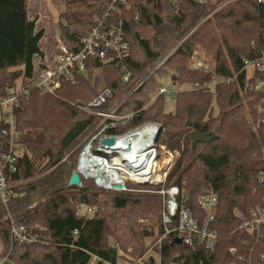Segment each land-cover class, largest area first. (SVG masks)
I'll return each instance as SVG.
<instances>
[{"label": "trees", "instance_id": "1", "mask_svg": "<svg viewBox=\"0 0 264 264\" xmlns=\"http://www.w3.org/2000/svg\"><path fill=\"white\" fill-rule=\"evenodd\" d=\"M65 1L66 9L58 23L60 36L68 46L77 49L81 37L89 32L94 18L105 12L109 0ZM128 3L129 7L126 4L118 7L114 16L123 20L130 42L131 55L124 61L129 78L122 79L123 72L115 63L103 64L102 69L105 85L113 94L108 107L121 102V111L137 112L118 131L147 120L161 123L158 141L180 152L167 184L184 187V202L201 223L205 216L199 205L203 190L211 187L219 196L216 213L219 238L215 250L208 251L200 244L186 245L176 236L171 243L166 240L155 246L159 264H230L236 257L229 248L236 246L239 252H244V240H249L248 234L234 231L241 223L236 211L247 214L264 204V185L257 180L259 171L264 169V126L255 131L250 125L249 116H255V110L252 102H245L241 92L243 73L240 84L218 83L214 90L205 85L214 74L240 71L245 58L256 56L253 42L259 47L263 39L264 2L128 0ZM44 34V27L37 28L36 20L29 17L28 0H0V95L6 94L20 78L26 81L32 74L33 57L41 50ZM198 48L215 61L213 72L190 67ZM94 66L78 74L75 83L63 80L56 93L31 89L15 111L19 142L26 150L10 183L17 185L22 195L13 199L8 208L0 202V239L14 264H90L94 256L98 258L94 264H118L123 256L119 253L120 246L126 250L119 232L131 234L138 242L144 234L143 228L136 227L132 214L151 215L157 219L159 229H163L160 195L98 191L87 179L82 180L83 186L69 185L80 150L77 147L69 152L100 121V116L71 104L76 99L90 100L99 92L101 80L95 75ZM169 72L180 85L198 86L176 93L175 112L165 111V94L158 95L150 104L152 94L162 85L156 76L163 77ZM81 120H89L88 126L72 142L63 144L65 134ZM193 130L214 134L215 138L193 146L190 137ZM1 143L4 145L0 136ZM105 197H111L114 208L123 209V213L117 216L116 211L101 207L92 218L78 213L77 206L102 205ZM8 210L29 229L48 236V241H12L11 221L5 218ZM120 217L127 223L118 226V222L114 227L112 221ZM116 239L119 247L115 246ZM145 250L140 244L131 253H139V258ZM262 254L264 239L255 244L252 257L247 256L246 261L237 264H249V259L251 264H264L260 260ZM145 263L156 264L154 256Z\"/></svg>", "mask_w": 264, "mask_h": 264}, {"label": "built area", "instance_id": "2", "mask_svg": "<svg viewBox=\"0 0 264 264\" xmlns=\"http://www.w3.org/2000/svg\"><path fill=\"white\" fill-rule=\"evenodd\" d=\"M127 2L128 0H109L105 12L94 18L91 29L81 37L77 49L68 46L59 35L50 47L46 37L43 36L40 40L41 50L33 57L32 74L26 77V81L22 79L19 86L16 83L6 94L0 95V136L4 141V145L0 144V202L7 208L13 199L20 196L16 189L17 185L11 184L10 179L18 170L20 157L26 150L25 145L19 142L20 131L16 122V109L21 106L23 97H27L31 89H38L43 93H56L63 80L75 83L77 75L86 73L90 65L95 64L94 71L97 72L102 71L103 64L115 63L123 72L122 79L127 81L130 73L124 61L129 59L131 47L123 20L114 16L116 9ZM44 39L45 42L42 41ZM253 45L257 50L256 56L245 58L240 71L230 75L214 74L212 80L205 86L214 90L218 83L240 84V75L243 73L244 82L240 84L241 92L246 97V103H253L255 116L250 115L249 122L251 127L258 131L264 126V35L259 47L255 42ZM163 62L164 59L157 67ZM190 67L210 73L214 71L215 63L199 54H193ZM189 88L196 89L198 86L191 85ZM168 92L169 89L165 85H160L154 97ZM112 95L111 89L104 84L92 99L71 101V104L78 109L100 116V121L84 140L75 170L79 171L82 180H90L99 189L107 191L126 192L129 183H163L167 173L161 174L158 169L160 150L159 143L157 144L162 130L161 123L147 120L124 131H118L120 126L131 122L137 112L121 111V102L109 108L108 102ZM106 137H114L115 143L111 145L104 143L103 139ZM160 146L165 148L163 145ZM257 180L264 185V169L259 171ZM155 191L163 198L164 225L163 233L157 237L151 249L161 246L166 240L171 243L177 236L186 245L200 244L208 251L215 250L219 238L216 227L219 196L213 188H205L199 197V205L205 210L203 223L199 221L192 208L186 206L184 189L180 185H163ZM94 213L95 207L90 206L82 215L92 218ZM236 214L241 223L234 231L239 230L248 234L249 240H244L243 248L246 249L244 252L243 250L239 252L236 246L229 248L231 254L236 257L230 264L246 261L247 256L252 257L255 244L264 239V204L247 214L241 212ZM5 218L11 221L12 241L35 243L47 240L29 229L24 222L16 220L10 210ZM77 233L78 230L75 229L74 234ZM116 246L119 247V243H116ZM143 257L144 255L137 260L143 261ZM260 260H264V254L260 256ZM251 262L252 259H249V264ZM0 264L14 263L10 261L9 254L4 252L0 255ZM90 264H93V261Z\"/></svg>", "mask_w": 264, "mask_h": 264}, {"label": "rangeland", "instance_id": "3", "mask_svg": "<svg viewBox=\"0 0 264 264\" xmlns=\"http://www.w3.org/2000/svg\"><path fill=\"white\" fill-rule=\"evenodd\" d=\"M212 1H214V0H212ZM126 6L129 7L130 4L127 2ZM65 9H66V1L65 0H28L29 17L33 20H36L37 28L44 27V29H45L44 36L46 37L47 42L50 44V47L55 42V39H57V37H56L57 35H59V37L61 38L58 23L60 21H62L61 14L65 11ZM42 41L45 42L46 40L44 39ZM193 54H199V55H201V56H203V57H205V58H207V59H209L215 63V61L209 55H207L204 52V50H202L201 48L196 49ZM191 62H192V57H191L190 64H191ZM95 73H96L95 75H98L100 80H101L99 88L103 87L105 84L104 79H103V71H97ZM156 77L162 83V85H165L169 89V92L165 94L166 95V97H165V102H166L165 103V111L175 112V109H176V91L188 89L191 85H189V84L180 85L177 81H175L172 78L171 72H169V74L166 76H163V77L156 76ZM21 81H22V79L20 78L17 81V84H18L17 86H19ZM154 95H155V93H153L151 96L150 104H152L156 99V97H154ZM214 110H215V114H217L218 113V107L215 106ZM87 135H84L75 144V147L72 149V151L69 152L70 154L75 149H77V147L79 150H81L82 146L84 145V142H85L84 140H85ZM160 142L161 141H157V144L159 143L158 147L160 150L158 169H160L161 174H164V172L167 173L166 177L162 181L163 183H159V184L129 183L127 185L128 190L126 192L159 195V193H157L155 190L162 188L163 185H168L167 184L168 183V177L170 175L172 168L175 165V161H176L177 157L180 155V152L178 150H171V149L167 148L166 144H163ZM160 145L165 146V148L163 149ZM78 154H79V152H78ZM77 157H78V155H77ZM50 169H48V171ZM184 183H185V180H183L182 184H184ZM89 184H91V183H89ZM181 187L184 189L183 186H181ZM98 191L107 192V190H101V189H99ZM109 194L111 196L114 195L112 193H109ZM20 195H22V194H20ZM185 196H186V191L184 189L183 197L185 198ZM104 200L105 201L102 203V205H99V204H93L92 205V207H95V213L98 212L99 207H101V209H103V210L106 209L109 211H116L117 216H119L123 213V209L114 208V206L112 205V202H111V197H105ZM77 207H78V213L82 215V214L86 213L88 207H90V206L86 207V205L81 204ZM162 211H163V198H162ZM236 212H239V211H236ZM131 217L136 222L137 228H139V226H140V228H143L144 231L148 230L149 232L147 234H145V233L143 234V237L141 238V242H138L137 240H133L130 237L131 234L125 233L124 231L122 232V230H121V232H119V234L123 237V241H124L126 250H124L123 247L120 246L119 253H120V255H123V256H121L118 259V264H131V263L132 264L133 263L134 264H146L145 261H147L150 256H154L156 264H159L160 263L159 253L157 251H155V248L151 249V246H153L156 243L157 237L163 233V229H161V230L159 229V223H158L157 219L152 217L151 215L142 216L141 214L137 215L135 213V214H132ZM125 220L126 219H124V217H120L118 220L112 221V225L114 227H116L115 223H118V222H119L118 226L121 224H126L127 222ZM45 238L48 241V239H49L48 236L45 235ZM110 241H113V240L110 238ZM114 243H119V245H121L120 242L118 241V239H116L114 241ZM140 244H143V246L146 248L145 252L142 254V255H144V257L142 258L143 261L137 260L139 253H136V255L131 253L132 251H134V248L140 247ZM4 252H5V248H4L2 241L0 239V253H4ZM97 260H98L97 258H93V260H92L93 264ZM108 264H110V263H108Z\"/></svg>", "mask_w": 264, "mask_h": 264}, {"label": "water", "instance_id": "4", "mask_svg": "<svg viewBox=\"0 0 264 264\" xmlns=\"http://www.w3.org/2000/svg\"><path fill=\"white\" fill-rule=\"evenodd\" d=\"M264 2V0H261ZM89 124V120H81L78 121L63 137L62 143L67 145L70 142H72ZM161 128H159V131ZM190 137L192 139V144L195 146L197 143L202 142V143H207L215 138L214 134L211 133H200L198 131H191L190 132ZM103 142L106 144H114L115 143V138L114 137H106L103 139ZM0 150H1V145H0ZM69 185H77V186H83V181L81 179L80 173L78 170H74L70 176L69 179ZM149 231L146 230L144 231L145 234H147Z\"/></svg>", "mask_w": 264, "mask_h": 264}, {"label": "bare ground", "instance_id": "5", "mask_svg": "<svg viewBox=\"0 0 264 264\" xmlns=\"http://www.w3.org/2000/svg\"><path fill=\"white\" fill-rule=\"evenodd\" d=\"M120 142H118V145H119ZM84 168V167H83Z\"/></svg>", "mask_w": 264, "mask_h": 264}]
</instances>
